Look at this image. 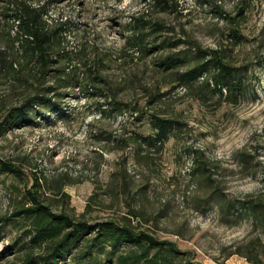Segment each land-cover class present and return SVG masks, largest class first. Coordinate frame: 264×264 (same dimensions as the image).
I'll use <instances>...</instances> for the list:
<instances>
[{
  "label": "rangeland",
  "instance_id": "374dc122",
  "mask_svg": "<svg viewBox=\"0 0 264 264\" xmlns=\"http://www.w3.org/2000/svg\"><path fill=\"white\" fill-rule=\"evenodd\" d=\"M18 3L41 8L51 28L60 27L61 45L91 61L117 100L147 115L102 114L105 100L63 90L64 114L43 112L1 135L0 158L21 174L0 171V264H23L28 254L39 253L31 249L24 222H4L35 189L55 212L91 222L132 218L202 264H251L237 252L258 244L252 223L223 216L210 199L215 189L236 200L262 193L264 0H0V59L6 61L0 64V123L32 91L24 82L27 71L10 67L20 49L5 15ZM139 18L150 30L164 26L158 38L178 47L149 57L126 50ZM194 46L219 50L243 70L245 96L231 103L205 85V76L184 85L157 66ZM190 56L183 72L195 66ZM152 114L176 127L164 146L148 149L134 139L154 134ZM200 166L210 182L198 173Z\"/></svg>",
  "mask_w": 264,
  "mask_h": 264
},
{
  "label": "trees",
  "instance_id": "16d2710c",
  "mask_svg": "<svg viewBox=\"0 0 264 264\" xmlns=\"http://www.w3.org/2000/svg\"><path fill=\"white\" fill-rule=\"evenodd\" d=\"M10 12L5 15V20L12 24L14 41L20 49L19 59L11 60L10 67L13 71H27L24 82L32 91L0 123V137L23 123L34 122V117L43 112L64 114L67 106L64 105L66 92L63 90H78L88 94V97L92 95L105 100L106 105L102 106L108 108L101 109L102 114L113 110L121 114L141 112L142 118L146 117L147 114L144 115L139 108L119 101L111 94L108 80L91 61H82L77 54L61 45L60 37L63 34L60 27L51 28L41 8L18 3L10 8ZM137 20L138 24L126 37V50L149 57L160 49L178 47V43H168L158 38L164 32V26L156 24L150 30L142 18ZM230 23L235 25L233 19ZM233 30L235 38H238L236 28ZM194 48V51L174 52L157 66L165 73L170 72L175 82L184 85L198 82L205 76V85L225 95V99L231 103H237L245 96L248 83L243 70L227 62L219 50ZM191 54L195 66L183 72L180 69L191 62ZM5 62L0 59L1 65ZM149 119L154 134H137L134 143L148 149L160 148L170 140L176 123L154 114ZM0 171L19 177L21 174L19 167L1 158ZM198 173L206 176L208 182L211 181L205 167L200 166ZM262 185V193L257 196L236 200L215 189L210 199L217 203L223 216H235L252 223L258 244L255 240L237 252L251 264H264V173ZM24 199L4 220L5 225H10L14 219L24 222L29 228L27 237L31 249L39 253L28 254L23 264H202L191 251L180 248L175 241L162 240L135 226L132 218L91 222L85 215L76 218L64 211L55 212L51 204L43 201L37 189L27 190ZM91 199L93 201L94 198ZM124 245L127 246L124 248ZM258 247L263 250L257 252Z\"/></svg>",
  "mask_w": 264,
  "mask_h": 264
}]
</instances>
